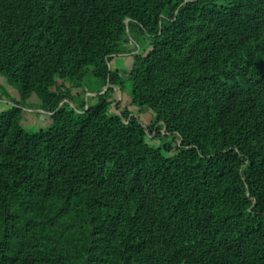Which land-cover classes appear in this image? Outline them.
I'll use <instances>...</instances> for the list:
<instances>
[{"label":"trees","instance_id":"16d2710c","mask_svg":"<svg viewBox=\"0 0 264 264\" xmlns=\"http://www.w3.org/2000/svg\"><path fill=\"white\" fill-rule=\"evenodd\" d=\"M128 30L132 102L175 147L61 106L87 69L112 81ZM0 75L52 113H0V264H264V0H0Z\"/></svg>","mask_w":264,"mask_h":264},{"label":"rangeland","instance_id":"374dc122","mask_svg":"<svg viewBox=\"0 0 264 264\" xmlns=\"http://www.w3.org/2000/svg\"><path fill=\"white\" fill-rule=\"evenodd\" d=\"M126 24L128 26L129 22L127 21ZM136 37L128 30L127 37L122 44V53L109 58L108 66L113 76L112 81H107L106 86L103 87L101 82L93 77L92 70L87 69L75 84L66 85L69 90L59 89V92L63 95L61 106L73 110H83L104 100L108 104L110 115L122 116L125 114L134 116L143 123L150 131V144L156 146L171 144L175 147L180 141L179 137L166 131H163L161 136L154 140L157 126L155 114L148 107H138L132 102L131 73L136 57L143 52V47L148 45V36L142 40L141 34L137 32ZM139 41L143 42L142 46H140ZM13 107L22 109L24 127L30 131H39L52 123V113L43 108L36 96L23 101L18 90L9 84L5 76L0 75V113ZM72 220V223L75 224L74 218ZM74 237H76V234ZM76 243H79V241H76ZM109 264H120L119 258L113 256Z\"/></svg>","mask_w":264,"mask_h":264}]
</instances>
